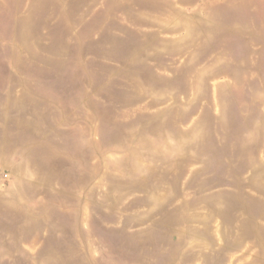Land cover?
<instances>
[{
    "label": "rangeland",
    "instance_id": "1",
    "mask_svg": "<svg viewBox=\"0 0 264 264\" xmlns=\"http://www.w3.org/2000/svg\"><path fill=\"white\" fill-rule=\"evenodd\" d=\"M0 264H264V0H0Z\"/></svg>",
    "mask_w": 264,
    "mask_h": 264
}]
</instances>
